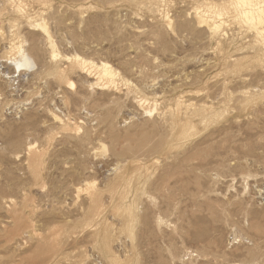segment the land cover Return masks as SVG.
<instances>
[{"label": "rangeland", "instance_id": "rangeland-1", "mask_svg": "<svg viewBox=\"0 0 264 264\" xmlns=\"http://www.w3.org/2000/svg\"><path fill=\"white\" fill-rule=\"evenodd\" d=\"M243 8L0 0V264H264V30Z\"/></svg>", "mask_w": 264, "mask_h": 264}, {"label": "bare ground", "instance_id": "bare-ground-1", "mask_svg": "<svg viewBox=\"0 0 264 264\" xmlns=\"http://www.w3.org/2000/svg\"><path fill=\"white\" fill-rule=\"evenodd\" d=\"M262 1H264V0H237V3L239 5L244 6L243 11H242L243 14L246 16L247 20H249L253 24L254 28L257 29V33H259V34H261L264 30V29H260L259 27H257L259 24L264 25V4H261ZM13 7H15V6H13ZM218 26H219V24H216V23L213 25L214 28H217ZM15 63H16V67L14 65H12L14 68V71L15 72L20 71L21 70L20 66H27L28 65V58L26 56L22 55L20 58V61L15 62ZM101 70H102V75H110L112 73L110 68L106 64H102ZM163 113H162V115H163ZM87 195H88V199L90 201H93L94 199H96L97 193L93 190H90L87 192Z\"/></svg>", "mask_w": 264, "mask_h": 264}]
</instances>
